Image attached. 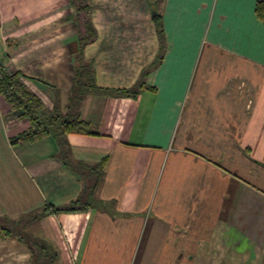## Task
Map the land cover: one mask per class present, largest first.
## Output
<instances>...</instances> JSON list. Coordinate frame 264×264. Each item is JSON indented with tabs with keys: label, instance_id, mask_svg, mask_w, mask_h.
<instances>
[{
	"label": "crops",
	"instance_id": "crops-1",
	"mask_svg": "<svg viewBox=\"0 0 264 264\" xmlns=\"http://www.w3.org/2000/svg\"><path fill=\"white\" fill-rule=\"evenodd\" d=\"M257 1L0 0V64L48 114L82 72L137 92H84L96 133L34 141L0 94V264H33L30 236L58 264H264Z\"/></svg>",
	"mask_w": 264,
	"mask_h": 264
},
{
	"label": "trees",
	"instance_id": "trees-1",
	"mask_svg": "<svg viewBox=\"0 0 264 264\" xmlns=\"http://www.w3.org/2000/svg\"><path fill=\"white\" fill-rule=\"evenodd\" d=\"M258 18L264 25V0H258L255 7ZM81 73V84L71 99L70 110L65 114H48L43 107L42 99L34 93L23 81L18 72H9L0 64V94L5 95L9 102L20 110L31 123L30 128L24 132L20 139L22 141H34L44 135L66 134V133H96L90 123L80 119L74 111L81 103V95L88 91H97L102 93H114L123 95H137L130 89L110 90L108 88L97 86L93 75L86 72ZM76 114V115H75ZM59 136V135H58ZM79 208L75 206L54 207L56 212L72 211ZM37 216H35L36 218ZM4 230V228H2ZM4 236L9 233L4 232ZM34 239V238H33ZM29 243L33 249V264H58V251L43 242L34 239Z\"/></svg>",
	"mask_w": 264,
	"mask_h": 264
},
{
	"label": "rangeland",
	"instance_id": "rangeland-1",
	"mask_svg": "<svg viewBox=\"0 0 264 264\" xmlns=\"http://www.w3.org/2000/svg\"><path fill=\"white\" fill-rule=\"evenodd\" d=\"M30 237H31V240L33 241V240H34V239H33L34 237H33V236H30Z\"/></svg>",
	"mask_w": 264,
	"mask_h": 264
}]
</instances>
